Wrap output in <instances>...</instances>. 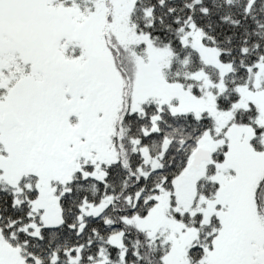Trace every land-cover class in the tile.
I'll return each mask as SVG.
<instances>
[{
  "label": "snow or ice",
  "instance_id": "6c2138e0",
  "mask_svg": "<svg viewBox=\"0 0 264 264\" xmlns=\"http://www.w3.org/2000/svg\"><path fill=\"white\" fill-rule=\"evenodd\" d=\"M0 264H264V0H0Z\"/></svg>",
  "mask_w": 264,
  "mask_h": 264
}]
</instances>
